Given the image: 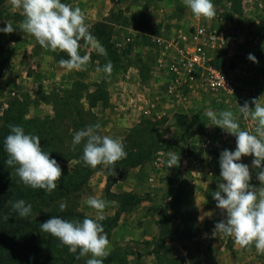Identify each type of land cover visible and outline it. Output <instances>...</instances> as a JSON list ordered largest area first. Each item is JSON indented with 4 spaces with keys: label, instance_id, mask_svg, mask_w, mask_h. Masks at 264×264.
Segmentation results:
<instances>
[{
    "label": "rangeland",
    "instance_id": "rangeland-1",
    "mask_svg": "<svg viewBox=\"0 0 264 264\" xmlns=\"http://www.w3.org/2000/svg\"><path fill=\"white\" fill-rule=\"evenodd\" d=\"M111 1L115 3L110 13L89 29L94 36L98 33L101 36L103 32L105 41L102 43L107 56L88 48L91 57H100L104 63L112 62L110 77L100 79L99 73L92 75L91 79L77 70L62 72L63 76L55 77L56 71L53 75L48 69L45 75L52 72L47 78L54 76L53 84L46 83L43 87V83H38L32 88L23 80L31 69L29 63H25L22 72L15 68L11 78L7 79L8 82L13 78L20 79L22 86L30 87L27 91L19 90L15 84L9 86L7 83L5 87L0 84L1 157L8 155L5 150L1 154V147L10 134L9 125H18L26 134L38 135L42 149L49 152L50 158L57 160L62 168V178L56 190L47 193L35 189L32 195L13 199V202L22 199L32 205V213L26 219L29 232H33L31 237L37 243L39 264H86V260L91 258L88 254L77 259L79 249L76 253L70 252L57 238L40 228V224L52 216L80 222L86 217L95 219V210L86 203L89 197L118 204L109 205L104 211L106 219L100 222L111 247L103 264H212L207 262L209 256L222 258V264L234 261V264H264V254H258L254 245L251 249L242 248L235 244L234 237L222 233L198 236L203 220L201 208L195 203L193 181L202 176L211 185V191L218 190V183L223 182L220 153L225 149L231 150L236 144L235 136L211 124L205 115L206 110L232 111L239 117L241 130L255 134L256 123L250 117L244 119L239 106L253 98L261 97L264 101V48L260 46L258 49L261 26L256 24L264 15V0H212L216 16L210 21L203 18L204 21H200L206 27L224 32V50L214 55V62L231 74L236 93L231 96L199 93L170 101L160 96L165 78L151 62L156 52L152 46H157L154 37L160 33L170 37L179 31L178 25L161 21L163 12L159 0H146L145 7L143 0ZM61 2L73 7L79 4L73 0ZM2 8L23 17L21 9H14L10 0L4 1ZM231 15L242 23L238 25V33L231 34L224 28ZM127 35L133 37L132 42L115 52L113 41ZM229 37L234 42L230 56L226 55ZM250 53L258 63L248 59ZM80 54L83 56V52ZM66 56L60 51V58ZM126 74L127 81L117 84L120 88L116 101L130 108H114L109 88L121 77L126 79ZM129 74L136 75L138 83ZM137 94L140 95V106L158 102L155 110L146 114L136 104H129L132 95ZM99 101L107 108H98ZM250 107L254 108V105L250 104ZM156 111H165V114L158 117ZM96 123L101 125V135L122 138L128 154L126 159L115 164L116 173L111 175L116 180L109 192L105 191L108 168L87 166L81 159L84 142L76 145L75 150L72 145L77 131ZM169 151L179 154L178 167L168 169L165 161ZM253 159L252 156H243L240 162L250 166V183L259 187L258 170L251 167ZM210 165L213 167L209 169ZM15 167L12 166L10 175H16ZM61 203L67 204L64 211L60 210ZM209 217V224L225 218L219 208ZM214 242L217 243L213 246ZM234 247H237L238 254L232 253L233 258L230 251ZM216 263L214 261L213 264Z\"/></svg>",
    "mask_w": 264,
    "mask_h": 264
},
{
    "label": "clouds",
    "instance_id": "clouds-1",
    "mask_svg": "<svg viewBox=\"0 0 264 264\" xmlns=\"http://www.w3.org/2000/svg\"><path fill=\"white\" fill-rule=\"evenodd\" d=\"M10 3L14 9H21L24 19L17 27L7 23L0 28V32L11 34L18 28L34 37L41 47L66 53L68 59L59 61L61 68L67 71L86 70L90 56L80 54L81 40L85 47L107 56L105 47L89 30L91 25L86 24V14L79 6L73 7L61 0H10ZM183 3L197 20L203 18L210 21L216 16L212 0H183ZM248 59L258 63L251 53ZM101 70L110 77L112 62L109 60L103 69H96L97 72ZM239 113L244 119L250 117L256 123L255 134L241 130L239 117L232 111L215 112L208 109L205 113L212 125L236 137L235 151L225 149L220 153V177L223 182L218 183V190L212 196L225 218L215 224L212 234L216 236L219 232L234 237L240 247L251 249L254 245L258 254H264V101L261 97L245 101L239 106ZM9 129L10 134L4 140L8 154L6 164L16 166V175L24 185L47 193L56 190L62 178V168L57 160L50 158L49 152L42 149L40 137L26 134L22 126L9 125ZM101 131L100 123L77 131L73 136V150L83 141L81 159L87 166L96 169L103 165L110 173H116L115 164L128 155L125 145L122 138L101 135ZM166 156L168 169L179 166V154L169 151ZM243 156L254 157L251 167L258 170L256 178L260 182L259 187L250 183V166L240 162ZM86 203L95 210V219L86 217L80 222L52 216L41 223L40 228L42 232L57 238L70 252L76 253L79 249L77 259L91 254L86 264H103V260L110 255L111 247L100 222L106 219L105 209L118 204L96 197L87 198ZM11 204L12 210L21 218H27L32 213V205L22 199ZM66 208V203L60 204L61 211ZM4 219L7 220L8 216L5 215Z\"/></svg>",
    "mask_w": 264,
    "mask_h": 264
},
{
    "label": "crops",
    "instance_id": "crops-1",
    "mask_svg": "<svg viewBox=\"0 0 264 264\" xmlns=\"http://www.w3.org/2000/svg\"><path fill=\"white\" fill-rule=\"evenodd\" d=\"M4 1L6 0H2L0 2V27L3 28L4 26H6L7 23L12 24L13 27H17L18 23L23 21L24 18L23 17L20 18V16L17 15L16 12L13 13L14 11H10L12 13H8L7 11L8 9H3L2 3ZM73 2L79 3L77 6H79L86 14V24H89L91 26H93L94 24H97L99 21H103L104 17H106L110 13V11L113 9L114 3H115L114 1L112 2L111 0H73ZM146 3H147L146 0H143L142 4L144 7L147 5ZM159 4H162L160 10L161 12H163V14L161 15L162 16L161 21L163 23H169L173 25L177 24L178 25L176 26L177 30H180L186 27L189 28L197 23H201L200 22L201 20L202 21L205 20V19L203 20L202 18L200 20H197L192 14L191 10L184 5L183 0H159ZM235 18H236L235 15L229 16L227 18V23L224 26V28H227V32L231 34L238 33L240 30L238 25L242 24L241 22H238ZM256 24L257 25L259 24V26H261V29H259L260 30L259 36L261 37H258V40H260L259 42L260 45L258 49H260V46L264 45V15H262L261 18H259V20L256 21ZM160 35L164 36V34H161V33ZM95 37L102 44L101 38L97 37V35H95ZM117 41H118V38H116L113 41V45H112V48L115 52L120 51L116 48V45H115ZM80 44H81V47L79 49V52L80 51L83 52V55L88 54L90 56V61H93L92 63H89L87 65V68L86 70H84V72L80 71V73L87 74V76L89 75L90 78L92 75H99V73H100V79L102 77H105L106 75L102 70L100 72L96 71L97 67H100L101 69H103V66L106 64L103 62V59L100 57H91V52L88 49L89 47L84 46V41L81 40ZM233 44L234 42L232 41V38L229 37L228 47L226 46V48H228L226 55L228 56L231 55V49H233V46H234ZM224 45L220 50H218L215 53V55L216 54L218 55L224 50ZM152 49H154L156 52H155V55L152 56L153 61L151 62L154 64L153 65L154 68H157V70L160 71L158 67V60L162 59L163 62H166V60L168 59V55H167L168 52H164L163 49L155 45L152 46ZM59 54H60L59 50L54 52V51H51L50 49H45L41 47L38 44V42L34 38L31 37L30 34L23 33L18 28L16 31H14L11 34H5L3 32H0V84H2L4 87L7 85V83H9L8 84L9 86H11L12 84H15L16 88H18L19 90H23V91H27V89H29L30 87L34 88V86H37L38 83L39 84L43 83L42 84L43 87H45L46 83L53 84V82L55 81V77L63 76V73L66 74V72H69L64 68H61V70L60 69L58 70V68L60 67L59 61L61 59H68V56H66L65 58L64 57L60 58ZM26 56L28 57L25 58ZM25 63H29L31 69H29V74H26L24 78L23 77L22 78L24 82H27V84L31 86L30 87L22 86V84L20 83L21 82L20 79H17V78H13L11 79L10 82H8L7 78L12 75L13 70L15 68H19L21 70ZM48 69L52 70L53 75L55 74L54 71H56L55 77L52 76L51 78H47V77H50L49 74L52 73L50 71L51 73H48L46 76L45 71H47ZM162 74L163 73L161 72V75ZM129 76L133 77V79L135 78V83H138V81H136V78H137L136 75L129 74ZM124 77L126 79L121 77L119 81L120 83L117 81L115 83L116 86L114 85L112 88H109L110 89L109 98H110V101L113 102L114 108H118V107L124 108V109L130 108L129 106L124 107L121 104H119V102L116 101L117 99L116 96L117 94H119L118 89L120 88L117 86V84L122 85L123 83H125L128 79V75L126 74ZM139 100H140L139 94H137V96L132 95L128 103L129 104L133 103V105L136 104V106L140 108V104L138 102ZM104 105L105 104H103L102 101H99L97 104V107L100 109H103L104 107H106ZM166 105H170V104L166 103ZM235 149H236V144L235 146L231 148L230 151H235ZM211 165L209 169L213 167ZM193 181L195 182L194 184V195L196 196L195 203L198 204L201 208L200 215L203 220V223H202L203 228L198 236H201V235L211 236L212 234L211 232L213 231L215 224H209L208 219L210 218L209 216L212 214V212L217 210L216 201L213 199V196H212L213 190L211 191V188H210L211 185H208L207 181L205 180V178H202V176H199V178H194ZM204 227H207V228L205 229ZM216 243L217 242H214L213 246ZM235 248L237 247H234L230 251L232 257H233V254L235 255L238 254L236 252L237 249L235 250ZM214 261L218 262L216 264L224 263L223 259L222 258L219 259V257L210 258L209 256L207 259V262L214 263ZM234 262L232 264H234ZM236 264H238V262Z\"/></svg>",
    "mask_w": 264,
    "mask_h": 264
},
{
    "label": "built area",
    "instance_id": "built-area-1",
    "mask_svg": "<svg viewBox=\"0 0 264 264\" xmlns=\"http://www.w3.org/2000/svg\"><path fill=\"white\" fill-rule=\"evenodd\" d=\"M127 35L116 42V48L122 50L132 42ZM157 46L168 52V59L158 60L159 70L163 73L165 84L161 97L167 100L184 99L188 95L213 94L228 95L236 93V85L231 74L217 66L215 53L225 44V34L220 29L206 27L197 23L187 29H180L170 37L156 36ZM174 100V99H173ZM158 102L152 101L140 106L144 113L155 110ZM157 113V114H156ZM161 117L165 111H156Z\"/></svg>",
    "mask_w": 264,
    "mask_h": 264
},
{
    "label": "trees",
    "instance_id": "trees-1",
    "mask_svg": "<svg viewBox=\"0 0 264 264\" xmlns=\"http://www.w3.org/2000/svg\"><path fill=\"white\" fill-rule=\"evenodd\" d=\"M102 33L101 36L99 33L96 35L104 42ZM1 148V154H4V145ZM7 159L8 155H0V264H39V250L31 237L32 230H28L29 221L19 217L11 204L16 196L32 195L35 189L24 185L17 175H10L13 168L6 164ZM106 178L105 191L109 192L116 178L110 172H107Z\"/></svg>",
    "mask_w": 264,
    "mask_h": 264
}]
</instances>
